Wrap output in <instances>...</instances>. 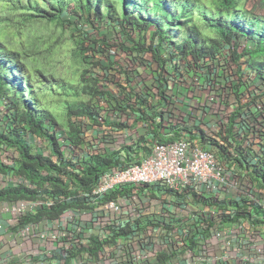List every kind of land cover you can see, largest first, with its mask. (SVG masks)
<instances>
[{"label": "built area", "instance_id": "2783aa9c", "mask_svg": "<svg viewBox=\"0 0 264 264\" xmlns=\"http://www.w3.org/2000/svg\"><path fill=\"white\" fill-rule=\"evenodd\" d=\"M231 50L225 45L186 63L168 61V50L160 62L149 52L127 74L100 73L96 113L69 117L77 141L68 128L56 129L54 141L25 131L34 152L55 165L76 163L78 176L93 155L118 162L79 193L81 203L54 218L24 221L54 205L52 193L0 199V264H264L262 89L247 57L237 65ZM246 104L258 108V120ZM176 128L171 141L154 133ZM137 143L148 150L129 160L125 151ZM19 159L0 141V161L15 168ZM14 171L0 172V189L33 187ZM71 177L63 178L72 188Z\"/></svg>", "mask_w": 264, "mask_h": 264}, {"label": "trees", "instance_id": "16d2710c", "mask_svg": "<svg viewBox=\"0 0 264 264\" xmlns=\"http://www.w3.org/2000/svg\"><path fill=\"white\" fill-rule=\"evenodd\" d=\"M2 12L7 14L0 16V102L5 101L6 114L11 116L12 124L9 123L6 130L0 132V141L14 146L20 159L15 168L0 161V172L13 169L33 187L17 184L0 189V199H35L42 192L59 197L54 205L42 208L24 221L41 216L54 218L71 206L78 205L81 203L79 193L96 183L105 169L117 164L118 159L93 155L83 169V175L78 176L76 163L65 160L55 165L47 157L34 152L24 134L26 131L54 141V131L61 128L58 114L53 111L58 107L67 113L69 138L77 141V130L69 117L72 114L96 113L92 99L102 92L96 78L100 73L105 77L110 74L115 76L116 73L127 74L128 65L142 63L143 55L148 52L160 62L163 59L159 54L168 50L171 56L168 61L178 57L186 63L189 57L193 60L211 57L223 46L229 45L234 63H240V56L247 57L246 63L255 72L254 81L262 89L258 98L264 104V17L246 7L244 0H0V15ZM64 13L78 21L86 19L93 23L95 20L94 23L108 28V31L113 30L118 36L116 42L104 43L107 47L99 45L100 52L106 54L104 58L90 56L88 50L91 49L83 42L78 45L73 56L80 58L79 62L86 63L87 67L80 71L77 83L73 79H46L45 72L29 68L23 61L21 50L1 34L3 26L10 22L17 27L36 21L62 24ZM102 35L99 38L103 39ZM114 47L127 53L126 63H122L118 54L112 51ZM56 94L58 98L52 100ZM244 109L258 120V108L251 111L252 108L246 104ZM259 126L264 128V120ZM154 133L160 141H171L179 136L178 128L169 136L159 130ZM215 145L219 146L218 143ZM130 149L128 147L125 151L128 159L131 160L130 153H134L133 160L136 161L148 150L138 143L134 148L136 151ZM53 170L55 174L51 173ZM67 174L72 176V188L63 178ZM259 174L264 178V168ZM47 185L52 190H47ZM68 196L70 198H66ZM99 243L93 239L91 253H96Z\"/></svg>", "mask_w": 264, "mask_h": 264}, {"label": "rangeland", "instance_id": "374dc122", "mask_svg": "<svg viewBox=\"0 0 264 264\" xmlns=\"http://www.w3.org/2000/svg\"><path fill=\"white\" fill-rule=\"evenodd\" d=\"M2 12L0 16L6 15ZM63 23H50L46 21H36L28 26L17 27L12 22L3 26L1 34L5 40L14 43L17 49L21 50V56L25 64L32 69H39L45 72L46 79L54 80V78H62L63 80L73 79L75 83L79 81V73L82 68H86L87 64L79 62L80 58H74L73 53L77 51L78 45L83 42L84 46L89 47L90 56L105 57V53L99 45L104 47V43L112 44L118 40V36L113 30L103 28L93 20V23L86 20H76L74 16L64 13L62 15ZM6 22H9L8 20ZM113 29V28H112ZM104 34V35H102ZM102 35V38L99 36ZM108 39H107V38ZM122 41V40H121ZM121 58L122 63H126L128 57L126 52L111 48ZM143 57L151 58L150 53H145ZM117 58V56H116ZM98 72V71H97ZM13 73V71H12ZM50 74L53 76L50 77ZM15 75V73H14ZM54 77V78H53ZM51 83V82H50ZM49 83V84H50ZM43 84H40L42 86ZM59 95L52 96V100L57 99ZM54 114H58L57 121L60 129H66L68 119L66 111L62 108H55ZM6 110L0 104V131L4 132L9 123L11 116L6 114ZM12 124V123H11ZM43 149L45 147L41 146ZM8 180L13 177L9 176ZM11 181H7L6 186Z\"/></svg>", "mask_w": 264, "mask_h": 264}, {"label": "crops", "instance_id": "0c3cea01", "mask_svg": "<svg viewBox=\"0 0 264 264\" xmlns=\"http://www.w3.org/2000/svg\"><path fill=\"white\" fill-rule=\"evenodd\" d=\"M245 6L264 17V0H244Z\"/></svg>", "mask_w": 264, "mask_h": 264}, {"label": "clouds", "instance_id": "9594fccd", "mask_svg": "<svg viewBox=\"0 0 264 264\" xmlns=\"http://www.w3.org/2000/svg\"><path fill=\"white\" fill-rule=\"evenodd\" d=\"M1 104V103H0ZM4 108H5V104H4Z\"/></svg>", "mask_w": 264, "mask_h": 264}]
</instances>
